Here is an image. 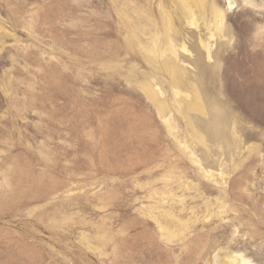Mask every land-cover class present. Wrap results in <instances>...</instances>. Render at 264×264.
I'll return each mask as SVG.
<instances>
[{"label":"rangeland","instance_id":"rangeland-1","mask_svg":"<svg viewBox=\"0 0 264 264\" xmlns=\"http://www.w3.org/2000/svg\"><path fill=\"white\" fill-rule=\"evenodd\" d=\"M0 264H264V0H0Z\"/></svg>","mask_w":264,"mask_h":264}]
</instances>
